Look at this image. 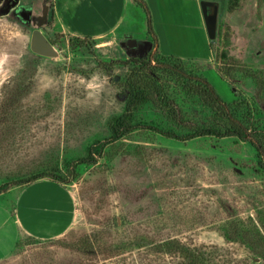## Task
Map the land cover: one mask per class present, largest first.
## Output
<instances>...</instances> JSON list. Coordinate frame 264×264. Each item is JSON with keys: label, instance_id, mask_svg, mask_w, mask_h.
Listing matches in <instances>:
<instances>
[{"label": "rangeland", "instance_id": "374dc122", "mask_svg": "<svg viewBox=\"0 0 264 264\" xmlns=\"http://www.w3.org/2000/svg\"><path fill=\"white\" fill-rule=\"evenodd\" d=\"M14 1L0 0V185L13 187L0 193V264H188V251L200 264H264V172L248 142L166 137L159 131L186 130L143 101L130 120L138 127L89 154L92 144L113 137L111 124L127 99L120 83L129 65L104 62L149 53L204 75L223 100L238 101L237 116L252 115L264 129V89L257 94L258 78L264 83V0H215L213 40L200 0H157L154 15L133 0L138 10L127 18L135 47L117 34H71L78 23L60 5L52 15L45 0L48 16L39 29L55 56L30 48L36 26L28 13L40 15L43 0ZM161 78L187 119L211 123V110L196 95L170 74ZM86 157L94 162L75 163ZM39 175L66 185L75 218L57 238H16L14 186ZM170 241L183 250L167 248Z\"/></svg>", "mask_w": 264, "mask_h": 264}, {"label": "trees", "instance_id": "16d2710c", "mask_svg": "<svg viewBox=\"0 0 264 264\" xmlns=\"http://www.w3.org/2000/svg\"><path fill=\"white\" fill-rule=\"evenodd\" d=\"M134 1L143 6L147 11V7L142 0ZM228 10L232 11V7L228 6ZM148 32L153 35L150 25L148 27ZM225 39L226 42H228V37H225ZM227 55V50L225 49L220 53L223 59L228 57ZM232 60L234 61V59ZM117 63L129 65V70L120 83L121 88L127 93L125 110L122 115L111 124L114 134L113 137L92 144L89 149L90 155H93L94 152L98 153L105 143L114 137L131 132L134 128L138 127L139 125L132 124L130 121L132 111L143 101H148L157 109L164 112L176 126L186 130L184 135H178L174 131H159L164 136L179 140H191L205 136L237 138L240 141L248 142L255 149L258 164L264 172V129L258 128L252 115L247 117L237 116L234 104L238 101L227 102L223 100L204 75L188 72L183 65H177L161 57H153L150 53L140 57H130L126 60L104 62V64L108 66ZM166 74H170L176 82L181 84L185 91L196 95L200 102L211 110V123H196L184 116L182 109L170 96L167 87L160 80L162 79L161 77L166 76ZM249 75L254 79L256 77L255 73ZM258 80L257 94H260L262 89H264V83L260 78H258ZM82 162H94V158H82L75 163ZM42 176L43 175L36 176L33 180H36L38 177L42 178ZM18 184L19 183H16L15 185ZM10 186V183L1 184L0 193L7 191ZM167 243H169L167 248L179 251L183 250L180 246L176 245V242L170 241ZM185 257L188 259V264H200L201 260L199 261L200 258L198 259V255L190 251L185 253Z\"/></svg>", "mask_w": 264, "mask_h": 264}, {"label": "crops", "instance_id": "0c3cea01", "mask_svg": "<svg viewBox=\"0 0 264 264\" xmlns=\"http://www.w3.org/2000/svg\"><path fill=\"white\" fill-rule=\"evenodd\" d=\"M142 1L150 13L155 10L151 7H157V0ZM43 3L46 4V1L43 0ZM51 3L52 15L59 11L60 5L63 15L78 23L76 30L69 31L75 36L102 37L117 34L125 39H134L131 32L132 15L127 18V12L134 14L138 10V4L133 0H51ZM259 6L260 14L264 17V2ZM142 43L143 47L149 45L146 38ZM135 46H138L137 42ZM14 187L19 189L13 213L16 238L22 233L35 239H52L68 230L75 218V209L73 196L66 185L48 178H38L27 185ZM3 250L4 245L0 241V254ZM2 257L0 255V260Z\"/></svg>", "mask_w": 264, "mask_h": 264}, {"label": "water", "instance_id": "95a60500", "mask_svg": "<svg viewBox=\"0 0 264 264\" xmlns=\"http://www.w3.org/2000/svg\"><path fill=\"white\" fill-rule=\"evenodd\" d=\"M8 5L14 6L15 1L10 0ZM199 6L204 20L207 36L210 40H213L216 37L219 3L215 0H200ZM47 9V5L43 4L40 15L35 16L31 14L28 16L30 21H32V23L36 26V28L33 29L31 33L30 48L34 53L39 55L55 56L57 54L55 48L39 29V27L43 25L47 19ZM126 44L128 46H135L136 41L132 38H127Z\"/></svg>", "mask_w": 264, "mask_h": 264}, {"label": "flooded vegetation", "instance_id": "af4514ba", "mask_svg": "<svg viewBox=\"0 0 264 264\" xmlns=\"http://www.w3.org/2000/svg\"><path fill=\"white\" fill-rule=\"evenodd\" d=\"M29 14V13H28ZM28 16H30V15H28Z\"/></svg>", "mask_w": 264, "mask_h": 264}]
</instances>
